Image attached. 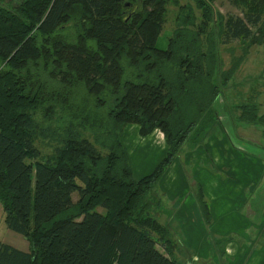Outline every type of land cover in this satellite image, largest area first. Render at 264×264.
Returning a JSON list of instances; mask_svg holds the SVG:
<instances>
[{
  "label": "trees",
  "instance_id": "1",
  "mask_svg": "<svg viewBox=\"0 0 264 264\" xmlns=\"http://www.w3.org/2000/svg\"><path fill=\"white\" fill-rule=\"evenodd\" d=\"M228 1L238 14L214 0H0V211L27 242L23 252L0 240V264H180L157 248H172L157 182L264 43V0ZM258 104L236 105L239 118L264 123ZM126 124L165 144L138 179Z\"/></svg>",
  "mask_w": 264,
  "mask_h": 264
},
{
  "label": "crops",
  "instance_id": "2",
  "mask_svg": "<svg viewBox=\"0 0 264 264\" xmlns=\"http://www.w3.org/2000/svg\"><path fill=\"white\" fill-rule=\"evenodd\" d=\"M223 139L224 136L221 140ZM120 142L126 150L128 163L134 152L143 159L158 150L160 159L165 150L163 136L158 129L141 136L135 124H126L122 128ZM220 145L221 148L232 147L234 151L243 152L226 138L224 142L216 143L212 132H208L206 141L200 143L199 140L195 150L187 151L179 158L175 156L157 182L156 187L160 191H157L159 203L155 217L166 225L167 237L172 241V248L168 251L160 245H157V248L164 255L168 253L180 264H210L213 258H216L211 247L219 240L220 231L232 230V234H235V231L241 232L242 236L238 235V239L241 237L242 240L251 243L248 236L243 233V230L247 232L251 230L250 218H247L245 225L244 219L242 221L236 212L237 208L241 207L244 210L247 206L246 195L242 193L251 182L246 175L247 172L251 179L257 180L259 171L257 172L258 168L251 170L252 165L248 161L244 162V157L236 158L233 152L231 157L228 155L223 157L220 150H217ZM157 161L146 172L144 170L148 166L140 168L138 165L137 170H134L129 163L132 177L138 179L146 175ZM252 199H256V196ZM248 207H251V204ZM251 210H244L246 211L244 214L251 216ZM256 224L259 229L261 221ZM6 233L0 237L2 242L17 250L27 251V242L18 233L14 231ZM257 233L258 231L254 232L253 240L256 239ZM219 251L223 256L221 264H263L259 260L251 259L253 252L246 253V246L237 240L225 241ZM214 262L220 264L217 259Z\"/></svg>",
  "mask_w": 264,
  "mask_h": 264
},
{
  "label": "rangeland",
  "instance_id": "3",
  "mask_svg": "<svg viewBox=\"0 0 264 264\" xmlns=\"http://www.w3.org/2000/svg\"><path fill=\"white\" fill-rule=\"evenodd\" d=\"M177 2L182 4L185 2V0H177ZM214 7L222 14H238V10L233 7L228 0H214ZM166 8L164 22L154 43L155 47L159 49H164L166 47L167 38L174 27L173 18L176 12V5L169 3ZM221 55L223 58V65L227 66V55L223 52ZM263 70L264 43L261 47H252L250 49V52L246 57V60L242 63L239 71H237L228 82V86L231 87H228L227 90H223V94L218 95L214 100L213 107L217 115L216 123L210 127L207 125H202V129L200 128L198 130V134L193 138L187 139L182 144L176 155V157L179 158L185 152L195 150L198 141L200 140V143L205 142L207 133L212 132L213 136L216 138V143L220 144L221 142H224L226 138L229 143H234L236 148L243 151H234L232 147H229V149L221 148L220 145L217 150H220V153L223 157L225 155L231 157L233 152L236 158L240 159L241 157H244V162L248 161L252 165L251 170L258 168L257 172L259 171L257 180L251 179L249 172H247L248 174L246 175L250 178L251 182L246 188H244L242 192L247 198V206L244 207V210L252 209L251 216L245 215L244 213H246V211H244L241 207L239 209L237 208L236 212L239 216H241L242 221L244 219L245 225L247 224V218H250L252 223L250 226L251 230H249V232L243 230V233L248 236L249 240H251V243L242 240L241 237L238 239V235L242 236L241 232L233 231L235 234H232V230L229 232L220 231L221 234H219V240L215 244H212L211 247V250L214 251L216 258L214 257V260H212V263L210 262V264H215L216 262L214 261L216 259L219 260V263L221 264L223 256L219 250L221 249V245L227 240H237L238 242L244 244L246 246V253H250L251 251L253 252L251 259L256 261L259 260V262L264 264V247H262V242L264 243V123L241 120L239 118L240 112L238 106H236L241 103H255L258 100V112H264V91L262 90L263 85L261 84L264 82V78L257 77L259 79L257 80V78L253 77L264 72ZM239 81L241 83H239ZM255 84L256 86L253 87ZM230 90L232 91V94H229ZM254 90L259 92L257 95L258 98L256 97ZM223 136L224 139L221 140ZM157 153L158 150L153 151L142 159L139 154H137V152H134L132 159L129 160V163L134 170H137L138 165L140 168L143 166H148V168H145L144 170L146 172L153 165V163L159 159L160 154L158 155ZM239 153L243 155H240ZM259 176L261 177L259 178ZM157 191H160L158 187ZM253 196H256V199H252ZM71 198L75 200L76 192L71 194ZM249 204H251V207H248ZM260 221L261 227L257 229L258 224L256 223H259ZM242 225L243 222L241 226ZM255 231H258V235L256 236V239L253 240L252 238ZM4 232L5 234H3ZM6 232L12 231L5 227L3 222V212L0 211V237L6 235ZM177 250L179 251V249Z\"/></svg>",
  "mask_w": 264,
  "mask_h": 264
},
{
  "label": "built area",
  "instance_id": "4",
  "mask_svg": "<svg viewBox=\"0 0 264 264\" xmlns=\"http://www.w3.org/2000/svg\"><path fill=\"white\" fill-rule=\"evenodd\" d=\"M186 264V263H185Z\"/></svg>",
  "mask_w": 264,
  "mask_h": 264
}]
</instances>
